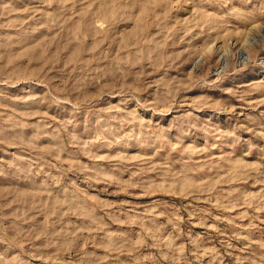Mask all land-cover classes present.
I'll return each mask as SVG.
<instances>
[{
    "label": "rangeland",
    "instance_id": "1",
    "mask_svg": "<svg viewBox=\"0 0 264 264\" xmlns=\"http://www.w3.org/2000/svg\"><path fill=\"white\" fill-rule=\"evenodd\" d=\"M0 264H264V0H0Z\"/></svg>",
    "mask_w": 264,
    "mask_h": 264
},
{
    "label": "bare ground",
    "instance_id": "2",
    "mask_svg": "<svg viewBox=\"0 0 264 264\" xmlns=\"http://www.w3.org/2000/svg\"><path fill=\"white\" fill-rule=\"evenodd\" d=\"M78 35H80V34H78Z\"/></svg>",
    "mask_w": 264,
    "mask_h": 264
}]
</instances>
